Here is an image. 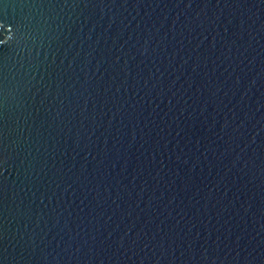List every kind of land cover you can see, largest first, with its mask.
<instances>
[{
	"label": "water",
	"instance_id": "1",
	"mask_svg": "<svg viewBox=\"0 0 264 264\" xmlns=\"http://www.w3.org/2000/svg\"><path fill=\"white\" fill-rule=\"evenodd\" d=\"M0 264H264V0H0Z\"/></svg>",
	"mask_w": 264,
	"mask_h": 264
}]
</instances>
